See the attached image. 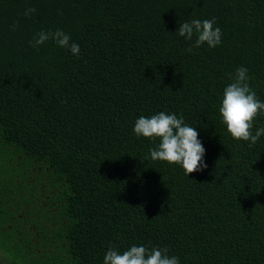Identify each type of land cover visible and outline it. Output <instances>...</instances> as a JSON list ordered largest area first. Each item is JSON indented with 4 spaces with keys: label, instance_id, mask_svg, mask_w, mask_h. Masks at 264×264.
I'll return each mask as SVG.
<instances>
[{
    "label": "trees",
    "instance_id": "trees-1",
    "mask_svg": "<svg viewBox=\"0 0 264 264\" xmlns=\"http://www.w3.org/2000/svg\"><path fill=\"white\" fill-rule=\"evenodd\" d=\"M0 262L264 264V0H0Z\"/></svg>",
    "mask_w": 264,
    "mask_h": 264
},
{
    "label": "rangeland",
    "instance_id": "rangeland-1",
    "mask_svg": "<svg viewBox=\"0 0 264 264\" xmlns=\"http://www.w3.org/2000/svg\"><path fill=\"white\" fill-rule=\"evenodd\" d=\"M0 264H4V263L0 262Z\"/></svg>",
    "mask_w": 264,
    "mask_h": 264
}]
</instances>
